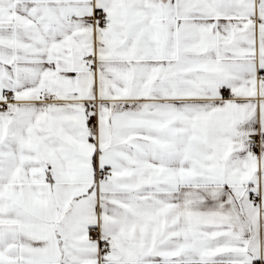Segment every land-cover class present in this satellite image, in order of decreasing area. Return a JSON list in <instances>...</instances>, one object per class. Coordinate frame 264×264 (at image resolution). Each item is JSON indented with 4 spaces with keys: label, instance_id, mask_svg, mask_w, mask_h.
Instances as JSON below:
<instances>
[{
    "label": "snow or ice",
    "instance_id": "1",
    "mask_svg": "<svg viewBox=\"0 0 264 264\" xmlns=\"http://www.w3.org/2000/svg\"><path fill=\"white\" fill-rule=\"evenodd\" d=\"M0 264H264V0H0Z\"/></svg>",
    "mask_w": 264,
    "mask_h": 264
}]
</instances>
